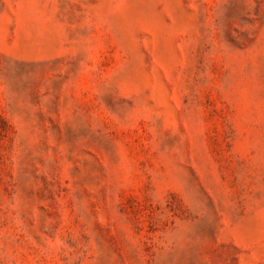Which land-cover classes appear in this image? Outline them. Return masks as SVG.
<instances>
[{"label":"rangeland","instance_id":"374dc122","mask_svg":"<svg viewBox=\"0 0 264 264\" xmlns=\"http://www.w3.org/2000/svg\"><path fill=\"white\" fill-rule=\"evenodd\" d=\"M0 264H264V0H0Z\"/></svg>","mask_w":264,"mask_h":264}]
</instances>
